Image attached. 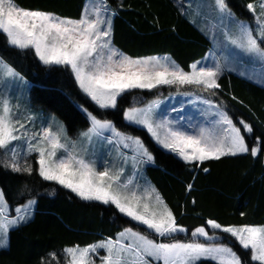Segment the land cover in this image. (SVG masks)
<instances>
[{
    "label": "snow or ice",
    "instance_id": "obj_1",
    "mask_svg": "<svg viewBox=\"0 0 264 264\" xmlns=\"http://www.w3.org/2000/svg\"><path fill=\"white\" fill-rule=\"evenodd\" d=\"M206 6L218 14L219 24L214 27H219L220 37L213 32L214 49L204 61L189 65V71L169 57L134 59L113 47L112 31L117 13L107 0H90L79 19L24 9L15 0H0V35L6 38L9 47L34 52L42 65L70 71L80 92L102 112L117 109L119 100L132 90L176 87L177 95L185 98L177 104L169 107L156 97L143 107L134 103L123 111V118L128 125L145 129L158 145L193 168L227 156L250 153L255 158L264 151V141L257 137L256 145L249 147L243 133L253 135V127L243 119L239 121L242 128L238 127L224 103L210 97L216 95L225 68L236 71L237 67L243 69L251 63L260 68L259 76L244 71L240 74L264 83V0L258 5V13L256 5H247L253 13L255 28L238 19L227 0H212ZM23 79L0 57V153L5 157L4 166L13 172L31 175L33 167L27 161L36 153L35 163L43 181L69 190L81 201L114 207L135 222V226L125 227L115 238L82 248L79 245L65 248L66 256L71 257L70 264H95L96 257L100 264H201L204 261L248 264L219 233L234 238L245 253L250 252L251 264H264V226H223L208 219L206 226L196 227L188 238V229L178 224L156 189L139 183L141 166L153 163L154 156L141 138L118 130L111 120L101 119L84 105L80 106L90 125L80 133L86 141L83 155L75 143L69 147L63 125L53 130L54 119L48 121L47 126L42 120L39 132L26 127L16 118L19 98L13 97L11 89L6 90L10 82ZM181 88L197 89L208 95L180 92ZM13 99L17 100V111L13 110ZM169 99H173L171 94ZM188 104L198 116L186 107ZM28 122L34 124V113L29 112ZM18 141L27 145L26 150L15 143ZM105 141L114 146L116 158L122 159L124 165L131 161L132 174L126 179H123L126 168L104 160L102 152L98 151ZM121 148L129 149L132 155L127 156ZM108 154L112 155L111 150ZM101 161L103 170L99 168ZM36 203L35 199H28L15 209V217L10 218V206L0 192V248L8 247L12 228L32 219ZM101 250L103 255H100Z\"/></svg>",
    "mask_w": 264,
    "mask_h": 264
},
{
    "label": "trees",
    "instance_id": "obj_2",
    "mask_svg": "<svg viewBox=\"0 0 264 264\" xmlns=\"http://www.w3.org/2000/svg\"><path fill=\"white\" fill-rule=\"evenodd\" d=\"M86 1L15 0V3L24 9L79 19ZM255 1L227 0V4L236 16L251 20L247 4ZM107 3L117 13L112 45L127 56L169 55L189 71V65L208 50V40L181 11L176 0H107ZM0 57L31 84L30 108L58 118L68 135L88 126L81 105L99 118L111 120L118 130L136 133L123 122L122 113L129 98L139 92L125 93L116 110L102 112L80 92L70 71L39 64L31 51L9 47L3 35H0ZM218 83L217 95L234 123L240 125L243 119L254 129L251 136L243 133L249 147L256 145L257 137L264 141V87L229 73L223 74ZM138 133L154 156L146 175L188 233L206 226L208 219L223 226L264 225V151L255 158L250 153L227 156L193 168L156 147L145 133ZM204 168L208 171H203ZM0 189L11 208L25 204L28 199L37 201L32 219L10 230L8 247L0 249V264H67L65 248L115 238L125 227L135 226L114 207L81 201L57 185L43 181L36 165L29 175L6 170L0 164ZM230 243L251 264L249 252Z\"/></svg>",
    "mask_w": 264,
    "mask_h": 264
},
{
    "label": "rangeland",
    "instance_id": "obj_3",
    "mask_svg": "<svg viewBox=\"0 0 264 264\" xmlns=\"http://www.w3.org/2000/svg\"><path fill=\"white\" fill-rule=\"evenodd\" d=\"M176 1H177V3H181L182 1H185V0H176ZM260 1H262V0H260ZM186 2H188V5H187V8H185V9L183 8L184 9L183 13L185 12V14L188 17L191 18V20L194 23V25L199 29V32H201V34H203V36L209 42V47H208V50H207L206 54L201 59L198 60V61H201L202 62V61H204L205 57L209 56L210 51L214 49V44H213V39H212L213 32H215L216 35L218 37H220V29H219V27H214L215 25H218L219 24L218 14L214 10H210L206 6L209 3H212V0H186ZM89 3H90V0H87L86 1V4H89ZM86 4H85V6H86ZM251 4L257 5V2H253ZM85 6H84V9H85ZM84 9H83V11H84ZM247 9H248V7H247ZM248 11H249V9H248ZM250 13L253 15L252 12H250ZM237 18L240 19V20L247 21L250 25H252L253 28H255V21H254L253 18H251V20H247L246 18H240L238 16H237ZM32 53L34 54V52H32ZM152 57H159V58L169 57L170 60H172V58L169 55L152 56ZM36 60H37V62L39 64H41V62L37 58H36ZM209 62H211V61H209ZM241 71H244L247 74H255L258 77L261 70H260V68L258 66H255L254 67L251 63H248L247 66L245 68H243V69H241L240 67H237V70L236 71H228L227 68H225V71H224L223 74H225V73L233 74V75L238 76L240 78H243V79H245V80H247L249 82H252V83H254V84L258 85V86H263L264 87V83H261L258 79H255V78L254 79H249L248 76H247V74L246 75H241L240 74ZM73 79H74V77H73ZM74 81H75V79H74ZM8 89H11L13 97L19 98L20 108H19V110L17 112L16 118L19 119V120H21V122L25 123L26 127H29L33 131L39 132L40 129H41V121L42 120L45 122V126H47V122L50 121V120H53V119L55 121V124L53 125V130L54 131L60 125H63V127H64V124L58 118H56V117H54V116H52L50 114L43 113V112L40 113L39 111H36V110L30 108V89H31V84L27 80L23 79V80H21L19 82H10L6 86V90H8ZM184 91H194V92H196L197 94H200V95H205V96L208 95V93H201V92H199V90L193 89V88H181L180 89V92H184ZM131 92H139V93H137L135 96H133V98L132 97L129 98L128 105L124 108V110L127 109V108H129V107H131V106H133L134 103H136V106L143 107L148 101H150V100H152V99H154L156 97H160L161 99H163L165 101V104L168 105L169 107L172 106L173 104H177L178 101H180L181 99H185V98L177 95V89H176V87L169 88L168 86H160L158 89H153L152 91H148V90H138L137 89V90H132ZM143 93H147L150 96L146 97ZM170 94L173 97V99H169ZM134 98H135V100H134ZM210 98L213 99L214 101H217V102H220L221 101V99L217 95V91H216V95L215 96H212ZM12 103H13V110L14 111H17L16 108H15V105L17 103V100L16 99H13ZM92 105H94V104L92 103ZM186 107L192 109V112L195 113L197 116L199 115L198 113H196V110L194 108H192L191 104L186 105ZM162 108H163V105H162ZM114 110H116V109H110V110H107V111H114ZM29 112L35 114V122H34V124H31V123L28 122ZM83 113L85 114V117L87 119L86 113L85 112H83ZM185 115H187V113H185ZM122 119H123V122L126 125H128L127 122L123 118V113H122ZM200 119H203V117H200ZM87 122H88V119H87ZM89 126L90 125H89V122H88V126L83 131H86ZM128 126H130V125H128ZM237 126L238 127H241V125H237ZM131 127H133V129L136 130V133L135 134H132V133L126 132V131H125V133H127L129 135H132L134 137L141 138L142 141H143V138L138 133V131H141V132L145 133L148 136V138L152 141V143L156 147L160 148L161 150H163L166 153L173 154V155L177 156L175 153H172V152H170V151H168L166 149H163L160 145H158L151 138V136L148 134V132L145 129H142L141 127H138V126H131ZM83 131H81V132H83ZM81 132H79V133H77L75 135H68L67 134V143H68L69 147H71L72 144L75 143L77 145V147L81 149L80 154L83 155L84 153H83L82 149L86 145V141L85 140H82V138L80 136V133ZM15 143L20 144L22 150H26L27 145L23 141H18V142H15ZM110 150L112 152V155L111 156H109V154H108ZM98 151L102 152L103 159L104 160L109 161L110 163H114L117 167L123 166V167L126 168V175L123 177V179H126L127 176H130L132 174V163H131V161L129 160L128 164L127 165H124L122 159L116 158V151H115L114 146L109 145L107 143V141L104 142L103 148L102 149H98ZM121 151L124 152L127 156H131L132 155V153H131V151L129 149L121 148ZM59 154H62V153H58V155ZM36 158H37V154L36 153H33L28 158V161L27 162H28V164L32 165V167L34 165H36V169H37V173H38V165L35 163ZM4 159H5L4 155L2 153H0V164L4 167V169L12 171L11 168H6L4 166V163H3ZM23 163L24 162L22 160L21 161V165L22 166H23ZM150 165H151V163L144 164V165L141 166L142 177L140 178L139 183L141 185H143V186L150 185L151 187L155 188V186L149 180V178L147 177L146 172H145L146 171V168L148 166H150ZM99 168H100V170H103V161H101V163L99 164ZM50 183H53V182H50ZM57 186L60 187L59 185H57ZM60 188H62V187H60ZM64 190H66V189H64ZM142 190H143V188L141 189V191ZM66 191H68L69 193H71L69 190H66ZM0 192H2L1 189H0ZM71 194L73 196H75L73 193H71ZM76 198H78V197H76ZM17 207H19V206H17ZM17 207H14V208H11L10 207V209H11V211L9 213L10 218H14L15 217V215H16L15 209ZM124 218H126V219H128L130 221L129 218H127V217H124ZM130 222H132L135 225V222H133V221H130ZM255 226H264V225H255ZM139 227H140L141 230L146 231V229H144L143 226H139ZM14 228H16V227H14ZM14 228H12V229H14ZM208 230L211 232L210 229H208ZM219 234L222 235L225 238V240L235 243L234 238H231L227 234H223V233H219ZM187 237L188 238H191V232L190 233H187ZM180 238L181 239L184 238L183 234L181 235ZM102 240H105V239H102ZM102 240H100V241H102ZM0 249H3V248H0ZM103 254L104 253L101 250L100 255H103ZM249 254H250V252H249ZM70 260H71V257L67 256V264H70ZM95 264H100L98 257L95 258Z\"/></svg>",
    "mask_w": 264,
    "mask_h": 264
},
{
    "label": "crops",
    "instance_id": "obj_4",
    "mask_svg": "<svg viewBox=\"0 0 264 264\" xmlns=\"http://www.w3.org/2000/svg\"><path fill=\"white\" fill-rule=\"evenodd\" d=\"M259 1V2H258ZM177 2V1H176ZM255 2H257V7H256V12L258 13L259 11H260V9H259V7H258V5L262 2V1H260V0H257V1H255ZM179 5H180V7L182 8V11H184V9L185 8H187V5H188V2H186V0L185 1H182L181 3H178ZM248 5V4H247ZM184 8V9H183ZM252 15V14H251ZM252 18H253V15H252Z\"/></svg>",
    "mask_w": 264,
    "mask_h": 264
}]
</instances>
